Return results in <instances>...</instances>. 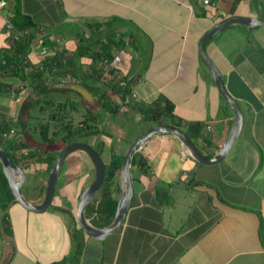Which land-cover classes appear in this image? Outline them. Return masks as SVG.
<instances>
[{
    "label": "crops",
    "instance_id": "0c3cea01",
    "mask_svg": "<svg viewBox=\"0 0 264 264\" xmlns=\"http://www.w3.org/2000/svg\"><path fill=\"white\" fill-rule=\"evenodd\" d=\"M3 1L0 49L8 46L10 35L35 33L26 55L34 66L56 50L69 53L99 36L88 47L106 51L110 59H79L84 68H103L99 88L111 97L108 82L129 81L125 100L138 108L158 95L166 98L172 110L165 123L181 128L206 157L224 140L232 115L198 57V39L226 15H264V0H239L232 13L234 0ZM109 34L113 36L106 40ZM41 47L45 54L39 53ZM204 50L242 114L239 134L224 159L196 166L173 136L151 137L137 151L145 160V172L129 166L131 195L121 224L101 239L84 235L78 254L69 218L92 177L91 164L82 153H70L63 160L52 201L42 212L23 209L0 185V264H264V25H227L205 41ZM14 81L26 88L17 100L18 90L10 87ZM48 81L44 92H31L17 77H0V124L9 120L10 127L26 109L37 114L42 102L31 105V98L78 101L74 94L57 89L75 84L69 76ZM99 92H88L91 99L86 102ZM101 114L97 135L86 142L104 153V164L111 154L123 155L129 142L151 126L130 105ZM11 137L0 131V149L10 151ZM110 142L123 146L122 153H113ZM19 167L24 173L23 196L39 202L46 162L33 157L20 160ZM105 191L117 200V171ZM92 218L89 213L87 220L93 222Z\"/></svg>",
    "mask_w": 264,
    "mask_h": 264
},
{
    "label": "trees",
    "instance_id": "16d2710c",
    "mask_svg": "<svg viewBox=\"0 0 264 264\" xmlns=\"http://www.w3.org/2000/svg\"><path fill=\"white\" fill-rule=\"evenodd\" d=\"M239 0H234L229 10L233 12L234 5ZM222 17V15H219ZM240 26L238 24H234ZM113 35H106L108 40ZM37 35H10L7 40V47L0 49V77H17L30 86L31 92L41 90L44 92L45 88L49 87L50 82L48 78L58 77L64 78L69 76L71 82L85 88L88 92L96 88L99 92L95 99L96 105L93 108L88 107V102L84 100L77 92L63 86L58 87V91H68L77 96L78 101L72 99L51 100L40 99L35 102L31 98L29 102L31 105L42 102L38 105V111L43 113L41 121L36 124V132L40 139H34L27 131V122L31 119H36L35 114H30L28 109L24 117L17 116L13 125L14 128L12 137L8 140L10 151L4 149L9 158L16 165L20 166V160H42L46 162V170H48L52 163L55 154L64 145L72 141H86V138L91 135H97V122L101 117L102 112L115 113L123 105H130L135 108L141 115V119L148 121L149 125L165 123L164 117L171 112L172 104L166 98L157 96L155 99L149 101L145 107L138 108L132 102H128L126 96L129 94L130 82L126 80L121 87L118 85V80H111L107 84V91L112 94L111 97L106 95V90L99 88V77L101 76L102 67H86L80 63L79 59L83 55H88L92 60L99 58L101 60L110 59V54L106 51H97L89 49L88 44L97 43L99 36L88 40L86 45L77 44L75 50L67 53L65 49H59L53 52L52 56L45 57L41 60L40 65H30L27 60V53L31 44L36 40ZM30 67L27 73L24 69ZM111 72V70H109ZM0 85H2L0 83ZM17 91V88H16ZM46 108V109H45ZM45 111V112H44ZM172 123V122H171ZM174 123V122H173ZM177 125V123H175ZM198 125H194L197 128ZM9 127V120L0 124V131H5ZM26 149V150H24ZM96 151L99 153L98 149ZM18 156V157H16ZM122 155H110L108 163L104 164L103 181L97 191L101 193V198L97 199L95 196L87 203L84 209V215L87 219L86 213H92L93 222H98V225H106L112 218L116 199L105 191V187H109L114 181V174L118 169L119 162ZM136 165L141 172H145V160L135 152L131 158L130 166ZM0 185L11 198V193L7 186L6 180L0 170ZM105 186V187H104ZM71 229L73 230L72 238L74 241V252L79 253L80 244L84 234L78 228L71 216ZM91 220V219H90ZM88 220L89 222H91ZM93 222H91L93 224ZM50 264H62L61 261L52 262Z\"/></svg>",
    "mask_w": 264,
    "mask_h": 264
},
{
    "label": "water",
    "instance_id": "95a60500",
    "mask_svg": "<svg viewBox=\"0 0 264 264\" xmlns=\"http://www.w3.org/2000/svg\"><path fill=\"white\" fill-rule=\"evenodd\" d=\"M231 24H238L245 28H254L264 25V15L261 17L239 14L226 15L214 22L201 34L198 39V57L206 71L209 73L219 97L227 106L232 115V121L226 136L212 156H203L195 147L189 136L181 128L175 125L161 123L149 126L133 140H131L127 145L117 169L118 197L112 218L106 225L98 227L91 224L84 215L85 206L97 193L104 177V162L100 154L91 144L86 141H72L57 151L47 171L43 188V196L41 200L36 203L28 201L21 192V184L24 180L23 170L18 165L13 163L4 150L0 149V170L6 180L12 200L27 211L38 213L46 210L52 201L55 191L56 178L63 160L70 153L80 152L88 159L91 164L92 177L88 184L80 191L77 196L74 211V221L85 236L94 239H101L104 236L114 232L121 224L125 216L131 195V182L129 176L130 161L133 154L137 152L138 149L151 137L160 134H168L173 136L178 140L186 153L196 162V166L200 164L211 165L224 159L231 145L239 134L242 124V114L237 101L224 87L218 69L214 65L213 61L205 53L204 43L220 29ZM67 87L75 90L85 100L89 101L91 99L90 94L81 86L77 84H67Z\"/></svg>",
    "mask_w": 264,
    "mask_h": 264
},
{
    "label": "rangeland",
    "instance_id": "374dc122",
    "mask_svg": "<svg viewBox=\"0 0 264 264\" xmlns=\"http://www.w3.org/2000/svg\"><path fill=\"white\" fill-rule=\"evenodd\" d=\"M111 76H109V77H107V81H108V79L110 78ZM117 80V79H116ZM107 83V82H106ZM110 82H108L107 84H109ZM20 86H22L21 85V83L20 82H18V81H14L11 85H10V87L11 88H17V90L19 89V87ZM24 87V86H23ZM20 88H22V87H20ZM24 89V91H26V88H23ZM16 90V89H15ZM96 105V102H95V100H91L90 102H89V104H88V107H90V108H93L94 106ZM33 112H35V111H33ZM37 114H35L36 116H37V120L36 119H31V120H29V122H27V128H26V131L36 140H38V139H40L39 138V135H38V133L36 132V124L35 123H38V122H40L41 120V116L43 115V113H40L39 111L38 112H36ZM110 148H111V151H113V153L114 152H117L118 154H121L122 153V149H123V146L122 147H120V146H118L116 143H114V142H110ZM97 149V148H96ZM99 151V150H98ZM99 154H100V156L102 157V158H104V153H102V152H99ZM99 194H100V192L99 193H97V195L95 196V198H97V199H99V198H101L100 196H99ZM86 215L88 216V213H86ZM70 224V223H69Z\"/></svg>",
    "mask_w": 264,
    "mask_h": 264
},
{
    "label": "built area",
    "instance_id": "2783aa9c",
    "mask_svg": "<svg viewBox=\"0 0 264 264\" xmlns=\"http://www.w3.org/2000/svg\"><path fill=\"white\" fill-rule=\"evenodd\" d=\"M4 4H5V2H4L3 0H0V7L3 6ZM39 44H40V42L37 43V47H39ZM39 53H40V54H45V49H44V47H41V48H40ZM124 83H125L124 80H119V81H118V85L121 86V87L124 85ZM20 87H21V86H20ZM20 87H19L17 93L14 95V99H15V100H17V99L19 98V96H21V94L24 93V92H23V91H24L23 87H22V88H20ZM206 127L208 128V126H206ZM13 131H14V128L11 126V127H9V129H8L7 131L2 132V135L8 137V136H10L11 134H13Z\"/></svg>",
    "mask_w": 264,
    "mask_h": 264
}]
</instances>
